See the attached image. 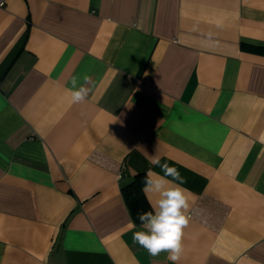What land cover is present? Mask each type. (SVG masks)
Returning <instances> with one entry per match:
<instances>
[{
    "label": "crops",
    "instance_id": "obj_1",
    "mask_svg": "<svg viewBox=\"0 0 264 264\" xmlns=\"http://www.w3.org/2000/svg\"><path fill=\"white\" fill-rule=\"evenodd\" d=\"M154 155L192 193L179 264H264V0H5L0 264H172L121 193Z\"/></svg>",
    "mask_w": 264,
    "mask_h": 264
},
{
    "label": "clouds",
    "instance_id": "obj_2",
    "mask_svg": "<svg viewBox=\"0 0 264 264\" xmlns=\"http://www.w3.org/2000/svg\"><path fill=\"white\" fill-rule=\"evenodd\" d=\"M90 85L89 76H83V83H78L74 76L69 89L71 103H83L92 91ZM150 163L160 168L159 173L150 169L144 181L143 191L149 195L152 211L139 215L142 230L133 233V242L152 257L167 252L172 264H179L184 250V229L191 219L192 193L183 187L185 179L178 169L167 162L161 163L156 155L150 157ZM134 227L135 224H129L130 229Z\"/></svg>",
    "mask_w": 264,
    "mask_h": 264
},
{
    "label": "trees",
    "instance_id": "obj_3",
    "mask_svg": "<svg viewBox=\"0 0 264 264\" xmlns=\"http://www.w3.org/2000/svg\"><path fill=\"white\" fill-rule=\"evenodd\" d=\"M145 177V174H136L130 181L123 184L121 188V193L129 214L134 224L138 226L141 225L139 215L152 211L143 191Z\"/></svg>",
    "mask_w": 264,
    "mask_h": 264
},
{
    "label": "built area",
    "instance_id": "obj_4",
    "mask_svg": "<svg viewBox=\"0 0 264 264\" xmlns=\"http://www.w3.org/2000/svg\"><path fill=\"white\" fill-rule=\"evenodd\" d=\"M5 4V0H0V7H3Z\"/></svg>",
    "mask_w": 264,
    "mask_h": 264
}]
</instances>
